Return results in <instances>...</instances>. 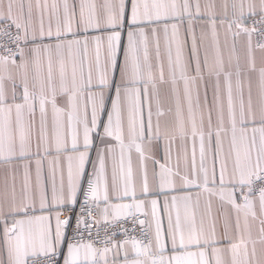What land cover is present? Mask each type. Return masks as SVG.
<instances>
[{
    "label": "snow or ice",
    "instance_id": "1",
    "mask_svg": "<svg viewBox=\"0 0 264 264\" xmlns=\"http://www.w3.org/2000/svg\"><path fill=\"white\" fill-rule=\"evenodd\" d=\"M0 264H264V0H0Z\"/></svg>",
    "mask_w": 264,
    "mask_h": 264
}]
</instances>
